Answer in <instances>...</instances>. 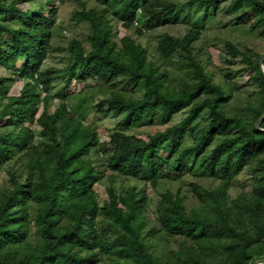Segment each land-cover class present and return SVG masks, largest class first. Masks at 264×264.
Wrapping results in <instances>:
<instances>
[{
	"label": "trees",
	"instance_id": "1",
	"mask_svg": "<svg viewBox=\"0 0 264 264\" xmlns=\"http://www.w3.org/2000/svg\"><path fill=\"white\" fill-rule=\"evenodd\" d=\"M49 1L0 0V63L15 72L0 75V171L7 167L0 264H249L264 256V58L226 41L228 67L215 80L210 55L197 46L220 13L228 16L224 26L249 24L264 37V0H93L97 9L79 2L70 19L86 25V35L69 41L63 67L44 69L56 29ZM114 22L129 34L116 39ZM168 25L183 31L156 34L150 57L135 37ZM243 72L255 91L229 106V81ZM14 75L23 80L16 95L9 92ZM88 80L97 84L70 95L77 102L68 105L66 89ZM54 81L60 102L51 110ZM93 110L128 128L184 115L145 138L113 130L101 142L85 122ZM199 121L184 143V131ZM243 172L251 187L230 198ZM186 175L216 183H191L197 204L189 208L180 188L158 191ZM116 178L158 191L153 220L145 191L117 189ZM96 184L105 186L102 203Z\"/></svg>",
	"mask_w": 264,
	"mask_h": 264
},
{
	"label": "rangeland",
	"instance_id": "2",
	"mask_svg": "<svg viewBox=\"0 0 264 264\" xmlns=\"http://www.w3.org/2000/svg\"><path fill=\"white\" fill-rule=\"evenodd\" d=\"M44 1V0H43ZM176 2H184L185 0H170ZM81 2L85 4V7L95 8L100 7L99 3H96L93 0H51L47 2L46 8H56V29L54 31V35L52 38L53 50L50 51L47 59L43 63V68H61L67 62V52L65 47L69 43L72 38L82 39L86 33L87 28L84 24H78L71 21L70 16L76 8H79L78 3ZM228 18L227 15L219 14L217 15L211 22V25H207L203 38L197 42V46L201 48L203 52H207L210 55V62L207 65V69L209 71L214 72L215 80L222 79L223 72L226 70L228 65H226L224 61V43L226 41H231L237 44L240 48L245 47L247 49L252 50V52H256L264 58V37L255 34V32L247 31L246 25L244 28L240 29H232L231 26H224L225 20ZM114 25V33L116 39L124 34H129V32H125L119 27H116V23ZM59 27L60 30L59 31ZM183 26H172L168 25L165 27H161L155 31L147 32L145 36L135 37L136 41L139 42L143 47L148 50L149 56L155 57V46H156V34H161L164 31H169L173 34H179L183 31ZM119 36V37H118ZM207 58V57H206ZM20 66V64H18ZM241 68L240 65H236L233 67L234 70H239ZM15 72L12 71L11 67H6L2 63H0V75L5 77L13 76ZM249 73L243 72L242 74H236L234 79L229 81L232 88H234V93H232L229 106H237L242 105L248 99L249 95L254 92V87L246 84ZM15 80L10 81V94L16 95L19 93L20 89L23 86V80L17 78V75H14ZM54 89L51 91L52 96H50V109H54L58 106L59 100L54 97L53 94L58 91L59 88L56 81H54ZM96 83L94 80H88L87 83H76L72 82L70 86L66 89V98L65 101L68 105L75 104L77 99L74 97L71 98L70 95L78 94L81 91L83 92L86 88H92ZM100 96L97 95V98ZM184 113L180 112L176 114L172 121L167 125H161L160 122L155 121L153 123H145L144 125L137 128H128L127 125L121 122V117L113 116L108 113L105 114L103 112H98L96 110L91 111L86 117V123L88 125L93 126L97 133L99 134L101 142H107L109 138V134L113 130H120L128 134H136L142 138L146 137V134L153 133L156 130H162L165 127L177 123L181 120ZM203 125L202 121H199L191 126H189L183 133V141L184 143H189L190 135L192 132L196 131ZM164 154V153H163ZM96 166L106 174L108 172L105 170V167H100L99 163L96 162ZM6 170L7 167H3L0 171V184L3 183L6 179ZM106 183V179L103 180ZM196 182L197 184L204 187H214L216 185L215 182H210L206 179L198 180L191 175L184 176L181 180H170L168 182H164L162 185L158 187L159 193L163 192L166 188L172 191H176L180 188V192L183 196H185V204L189 208L191 206H195L197 202L192 197V193L189 191L190 184ZM131 184H136L137 187L144 190L145 193L152 199L150 203L146 207V212L148 214L149 220H153L154 217V209H155V200L158 197V191L156 192L152 187L147 185L143 181H136L134 179L124 180L121 178H116L114 186L117 189H120L123 186H128ZM252 181L250 179L249 174L243 172L238 178L235 180L233 187H231L228 191L229 197L234 198L241 189L249 190L251 187ZM94 189L98 193V200L100 203L107 200V195L105 192L104 184H96L94 185ZM177 244L176 240H170L168 245L170 248H174Z\"/></svg>",
	"mask_w": 264,
	"mask_h": 264
},
{
	"label": "water",
	"instance_id": "3",
	"mask_svg": "<svg viewBox=\"0 0 264 264\" xmlns=\"http://www.w3.org/2000/svg\"><path fill=\"white\" fill-rule=\"evenodd\" d=\"M260 69H261L262 74L264 75V69H263L262 65L260 66ZM249 264H264V256L253 260Z\"/></svg>",
	"mask_w": 264,
	"mask_h": 264
}]
</instances>
